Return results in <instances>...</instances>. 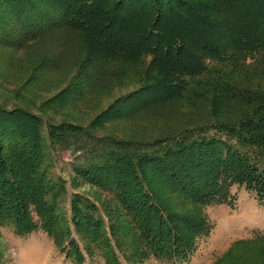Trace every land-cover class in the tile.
<instances>
[{"label":"trees","instance_id":"obj_1","mask_svg":"<svg viewBox=\"0 0 264 264\" xmlns=\"http://www.w3.org/2000/svg\"><path fill=\"white\" fill-rule=\"evenodd\" d=\"M51 27L80 33L81 45L72 59H38L33 80L68 78L49 105L130 83L95 122L134 124L122 137L67 121L44 133L40 116L0 104V225L44 231L75 264L95 254L122 264L118 253L127 264H186L209 233L204 207L230 203L232 185L264 205V0H0V43ZM149 118L162 129H145ZM49 145L107 196L73 193L67 214ZM212 264H264V234Z\"/></svg>","mask_w":264,"mask_h":264},{"label":"rangeland","instance_id":"obj_2","mask_svg":"<svg viewBox=\"0 0 264 264\" xmlns=\"http://www.w3.org/2000/svg\"><path fill=\"white\" fill-rule=\"evenodd\" d=\"M80 40V33L76 31L51 27L36 41L30 39L19 46H6L0 43V104L7 108L22 106L40 116L44 133L48 123L56 125L61 121H67L87 127L97 136L122 137L124 130L134 124L133 121H106L100 125L95 119L115 97L127 93L134 87L133 84L119 83L108 91L107 89H104L105 92L96 91L87 97L88 99L80 100L69 108L56 106L52 108L49 105L50 99L67 85V76L60 74L59 71V74L48 73L47 78L38 72V77L33 80L38 59L52 58L59 54L72 59L78 54ZM145 123V129L151 132L160 131L163 125L161 120L151 118L146 119ZM140 124L142 125V122ZM47 153L51 171L60 176L65 183L66 194L62 205L67 214L73 193L78 192L91 199H95L96 193L102 195L103 199L107 196L106 192L75 177L73 155L68 150L58 145H49ZM230 197V203H212L204 207V214L210 223L209 233L198 241L195 253L186 264H212L215 259L223 256L236 240L264 234V205L257 202L254 194L242 186L232 185ZM74 236L78 238L76 233ZM118 255L122 264H127L121 254ZM85 257L86 260L82 264H104L99 254L92 258L86 255ZM0 264L75 263L65 256L64 251L55 246L44 231L37 229L20 237L14 233L11 225H0ZM141 264L162 263L148 259Z\"/></svg>","mask_w":264,"mask_h":264}]
</instances>
